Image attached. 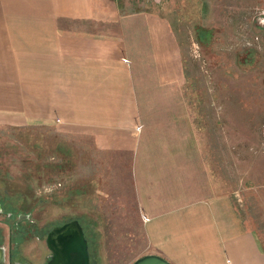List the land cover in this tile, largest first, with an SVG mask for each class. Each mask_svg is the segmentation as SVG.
Listing matches in <instances>:
<instances>
[{"label":"crops","instance_id":"1","mask_svg":"<svg viewBox=\"0 0 264 264\" xmlns=\"http://www.w3.org/2000/svg\"><path fill=\"white\" fill-rule=\"evenodd\" d=\"M119 2L0 0V123L52 125L126 177L143 253L264 264L236 191L222 188L204 151L167 16Z\"/></svg>","mask_w":264,"mask_h":264},{"label":"rangeland","instance_id":"2","mask_svg":"<svg viewBox=\"0 0 264 264\" xmlns=\"http://www.w3.org/2000/svg\"><path fill=\"white\" fill-rule=\"evenodd\" d=\"M140 2L159 9L174 29L204 151L216 159L222 188L236 191L264 249V0ZM83 140L48 124L0 123L1 204L26 208L46 227L78 218L89 264H131L144 239L128 179L109 176ZM32 246L27 239L24 250Z\"/></svg>","mask_w":264,"mask_h":264},{"label":"flooded vegetation","instance_id":"3","mask_svg":"<svg viewBox=\"0 0 264 264\" xmlns=\"http://www.w3.org/2000/svg\"><path fill=\"white\" fill-rule=\"evenodd\" d=\"M263 23L261 21L264 31ZM0 214L3 218L1 220L3 225H0V264H47L50 250L45 243V234L52 226L69 220L66 219L46 227L44 221L39 222V220L30 217V213L26 208L25 210L17 208L16 211L11 207H6L3 203L1 204V201ZM76 219L78 222L80 221L78 218ZM79 223L84 234V225L81 222ZM27 239L33 240L30 252L24 250ZM87 253L89 260V249H87Z\"/></svg>","mask_w":264,"mask_h":264},{"label":"water","instance_id":"4","mask_svg":"<svg viewBox=\"0 0 264 264\" xmlns=\"http://www.w3.org/2000/svg\"><path fill=\"white\" fill-rule=\"evenodd\" d=\"M45 243L50 250L47 264H89L86 239L76 218L52 226L45 234ZM131 264H171L156 253H143Z\"/></svg>","mask_w":264,"mask_h":264}]
</instances>
